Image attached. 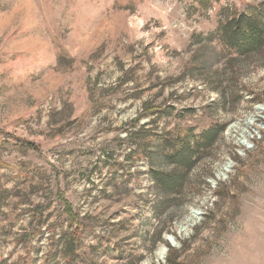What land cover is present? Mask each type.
<instances>
[{"label":"rangeland","instance_id":"rangeland-1","mask_svg":"<svg viewBox=\"0 0 264 264\" xmlns=\"http://www.w3.org/2000/svg\"><path fill=\"white\" fill-rule=\"evenodd\" d=\"M261 1L0 0V264H66L63 201L70 264H264V52L216 38ZM144 104L225 126L172 205L125 161Z\"/></svg>","mask_w":264,"mask_h":264},{"label":"trees","instance_id":"trees-1","mask_svg":"<svg viewBox=\"0 0 264 264\" xmlns=\"http://www.w3.org/2000/svg\"><path fill=\"white\" fill-rule=\"evenodd\" d=\"M251 8L234 12L216 30L218 42L234 60L255 57L264 52V0ZM198 66L199 64L192 69L196 70ZM219 88H216L217 92ZM169 114L171 113L165 108L144 104L142 116L153 119L144 125H139V120H135L131 129L126 131V139L132 142L133 149L126 155L125 161L146 162L152 194L158 201L157 206L172 205V202L184 197L187 177L200 163L211 158L213 148L225 131V126L217 124H212L200 132L192 127L159 130L157 124L163 116H170ZM13 144L25 149L34 147L31 143L18 140ZM161 163L166 170L160 168ZM63 205L70 228L75 227L64 248L66 264H70L75 256L80 225L71 206L64 201Z\"/></svg>","mask_w":264,"mask_h":264},{"label":"bare ground","instance_id":"bare-ground-1","mask_svg":"<svg viewBox=\"0 0 264 264\" xmlns=\"http://www.w3.org/2000/svg\"><path fill=\"white\" fill-rule=\"evenodd\" d=\"M163 254H164L163 251H161L158 253V256L161 257V256H163Z\"/></svg>","mask_w":264,"mask_h":264}]
</instances>
